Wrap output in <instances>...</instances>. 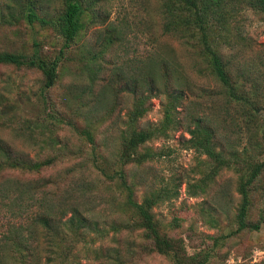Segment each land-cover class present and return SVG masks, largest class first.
I'll use <instances>...</instances> for the list:
<instances>
[{"label":"rangeland","instance_id":"374dc122","mask_svg":"<svg viewBox=\"0 0 264 264\" xmlns=\"http://www.w3.org/2000/svg\"><path fill=\"white\" fill-rule=\"evenodd\" d=\"M32 3L37 17L47 20L57 21L63 11V0H0V52L32 54L37 50L51 60L62 50L61 59L50 87L44 86L43 75L35 67L0 64V142L14 155L34 160L55 156L57 161L39 173L22 176L56 179L51 189L61 195L73 186L72 181H92L83 194L71 193L81 207L93 209L104 228V237L90 231L86 238H96L91 247L116 246L119 236L109 227L118 208L111 201L114 197L122 200L124 192L118 180L100 173L96 162L108 174L121 167L116 149L131 128L129 114L136 106L135 97L142 96L145 111L137 117L136 129L157 131L140 150L156 155L124 167L138 181L136 200L168 183L177 189V196L153 207L161 232L181 238L188 254L211 250L207 264H264V222L258 230H243L213 247L211 236L236 228L239 174L223 168L207 179L203 191L197 188L191 194L188 187L200 183L213 164L191 145L189 129L198 117L214 125L216 150L230 153L235 149L244 155L242 150L247 148L248 155L264 159L263 150H254L264 133V11L252 0H234L209 31L238 94L249 99L238 104L229 101L194 42L163 30L162 0H85L83 27L65 48L56 25L28 21L25 15ZM147 76L154 78L152 89L143 84ZM127 82L136 95L126 89ZM178 88L182 96L173 101L168 92ZM166 106H171L172 114L167 124ZM84 128L90 129L93 144L80 131ZM262 186L264 171L253 189L251 220L264 215ZM213 217L218 227L212 225ZM131 239L138 251L141 232L121 234L122 247ZM82 247L80 242L75 250ZM135 256L125 264L171 263L168 256L155 251ZM89 257L100 264L99 259ZM3 264L16 263L8 258Z\"/></svg>","mask_w":264,"mask_h":264},{"label":"trees","instance_id":"16d2710c","mask_svg":"<svg viewBox=\"0 0 264 264\" xmlns=\"http://www.w3.org/2000/svg\"><path fill=\"white\" fill-rule=\"evenodd\" d=\"M84 1L63 0V11L57 21L37 17L33 10L35 7L33 3L28 4L25 16L29 22L38 19L42 24L56 25L64 39L63 48H65L74 41L83 27L81 16L85 10ZM233 1L162 0V26L165 32L178 35L186 42L196 44L199 55L205 59L209 72L222 85L229 101L238 104L240 101L249 103V99L238 94L237 87L225 68L221 54L209 39L212 22L225 17L224 14L228 12ZM252 3L264 11V0H252ZM61 53L62 50L53 59L46 60L37 50L32 54L2 51L0 52V64L35 67L43 75L44 86L50 87L56 80ZM163 67L167 74L166 67L164 65ZM153 83V77H144L143 84H147L152 89ZM126 89L136 95V90L131 88L130 82H127ZM181 91L178 88L168 94L173 101H176L182 96ZM135 101L136 106L129 114L131 128L123 135L116 149V160L121 167L112 174H108L97 162L96 168L108 179L118 180V185L124 192L122 200H116L114 197L113 202L111 201L113 206L120 211L117 210L118 216L111 222L109 229L117 233L120 238L121 234L130 236L140 231L142 241L136 245L138 251L133 249L135 241L128 240L122 247L119 237L114 240L116 246L100 244L95 247L89 246L90 243H95L96 238H86V235L93 231L98 237H104V228L101 227L99 218L94 215L93 209L86 205L81 207L75 199L72 200L71 193L80 191L83 194L84 188L93 182L72 181L73 186L65 190L67 191L65 195L56 193V190L51 189V184H55L56 179L52 180L53 178L45 176L37 178L22 176L26 173H39L52 166L57 161L55 156L41 160L23 158L12 154V149L0 142V264L5 263L8 258L13 259L16 264H36L37 262L41 264H94L89 254L93 259H99L100 264H125L128 260H134L137 253L140 255L152 251L168 256L171 260L170 264H207L210 256L213 255L211 250H200L188 254L182 239L161 232L158 220L155 219L153 207L160 201L177 196L178 191L175 187L166 183L149 190L142 200H136L135 185L138 181L135 182V175L129 176L124 167L131 164L139 165L156 155L149 149L141 151L140 146L154 137L157 129L153 127L136 129L137 117L144 113L145 107L142 96L136 95ZM242 103L241 107H243ZM170 109L171 106L165 108L166 124L172 117ZM194 123V128L189 129L191 145L205 153L213 164L207 174L200 179V183L188 185L190 193L196 194L197 188L203 191L207 179H212L223 168L239 174L237 184L239 203L234 217L236 228L226 234L211 236L214 247L223 244L224 240L243 230H258L264 222V215L256 220H251L249 217L254 202L253 189L263 175L264 159L248 155L247 148L242 150L244 155L235 149H232L230 153H225L224 149L216 150L213 143L214 125L202 117L196 118ZM80 131L90 143H94L90 129L84 128ZM259 149L264 152V133L262 142L254 145V150ZM260 190L263 191L264 186ZM174 221L176 223L177 220ZM211 223L214 227H218L216 218H211ZM80 242L83 243V247L75 250ZM37 248H40L39 253L36 251ZM82 258L85 260L81 261Z\"/></svg>","mask_w":264,"mask_h":264}]
</instances>
